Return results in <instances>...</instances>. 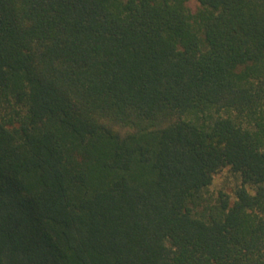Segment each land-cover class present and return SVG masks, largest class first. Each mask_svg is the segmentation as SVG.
<instances>
[{"label": "trees", "instance_id": "obj_1", "mask_svg": "<svg viewBox=\"0 0 264 264\" xmlns=\"http://www.w3.org/2000/svg\"><path fill=\"white\" fill-rule=\"evenodd\" d=\"M188 1L0 0V264H264V0Z\"/></svg>", "mask_w": 264, "mask_h": 264}, {"label": "rangeland", "instance_id": "obj_2", "mask_svg": "<svg viewBox=\"0 0 264 264\" xmlns=\"http://www.w3.org/2000/svg\"><path fill=\"white\" fill-rule=\"evenodd\" d=\"M186 5L192 13H195L199 8L195 0L188 1ZM240 184L241 181L236 174L228 168L223 169L214 176L211 185L203 192L205 204H214L222 196L233 200V193Z\"/></svg>", "mask_w": 264, "mask_h": 264}]
</instances>
